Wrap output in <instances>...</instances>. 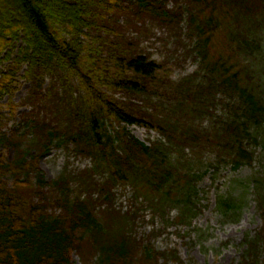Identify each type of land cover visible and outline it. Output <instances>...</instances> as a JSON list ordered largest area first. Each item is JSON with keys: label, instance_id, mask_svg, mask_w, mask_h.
<instances>
[{"label": "trees", "instance_id": "obj_1", "mask_svg": "<svg viewBox=\"0 0 264 264\" xmlns=\"http://www.w3.org/2000/svg\"><path fill=\"white\" fill-rule=\"evenodd\" d=\"M184 1L0 0V109L23 65L32 107L0 129L14 152L0 157V264H75L86 246L93 264H158L137 234L144 207L163 223L176 210L175 223L191 225L207 166L259 159L263 169L232 179L242 192L219 195L216 209L236 221L255 196L262 226L245 236L238 264H264V0ZM157 27L174 40L175 61L144 51ZM21 36V56L3 71ZM188 59L195 72L173 80ZM134 125L160 139L142 142ZM69 146L93 167L47 181L42 158ZM118 185L134 191L126 212L115 207Z\"/></svg>", "mask_w": 264, "mask_h": 264}, {"label": "rangeland", "instance_id": "obj_2", "mask_svg": "<svg viewBox=\"0 0 264 264\" xmlns=\"http://www.w3.org/2000/svg\"><path fill=\"white\" fill-rule=\"evenodd\" d=\"M178 1L181 4H186L184 0ZM168 7L170 9L174 7L176 10L175 1L171 2ZM153 34L155 36L144 41V51L158 62L178 59V54L175 53L174 40L169 37L167 31L157 27L154 28ZM25 46L23 36H21L10 48L12 60L3 63V71H6L15 58L21 56ZM179 53L182 54L183 50H180ZM196 69L197 64L192 59H188L182 63V66L173 67L171 77L178 81L192 74ZM25 70L26 66L23 65L17 74L14 90L2 101L0 129L4 132H10L16 128L22 121L24 114L32 110L30 105L23 104L31 88V83L24 78ZM118 97L119 95L116 96V98ZM10 104H14L16 107L14 114L11 112ZM127 129L136 138L148 145L160 139L157 132L142 126H128ZM257 153H261L260 148ZM2 156L11 161L14 152L11 148H5L0 143V157ZM261 160L255 162L253 167L246 165L235 169L231 165H226L217 172L214 167L207 166L208 168H205L206 175L198 184L197 215L193 218L191 225L175 223L173 219L177 216L176 210L171 211L168 224L167 222L163 223L159 218L155 219L151 210L144 207L141 213L143 220L139 223L137 234L139 239L149 242L151 248L159 256L158 264H238L241 261L244 253L242 242L245 236L249 233L254 234L262 226L255 196H248L240 217L236 221L230 222H225L217 212L216 200L219 195H224L227 192H233L236 196L239 195L242 191L238 188L241 186H231V180H247L254 171L259 168L263 169ZM92 167L93 160L76 154L72 146L67 149L54 147L45 154L40 162V168L47 181L55 180L65 172L71 175L74 173L81 174ZM97 180L101 181L102 179L97 178ZM114 193L116 194L115 207L117 211L126 212L133 206L134 191L131 186L118 185L114 189ZM106 207L107 205L97 210V215ZM73 260L75 264H93L96 256L86 246L84 255L76 252L73 254Z\"/></svg>", "mask_w": 264, "mask_h": 264}]
</instances>
